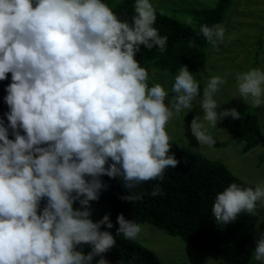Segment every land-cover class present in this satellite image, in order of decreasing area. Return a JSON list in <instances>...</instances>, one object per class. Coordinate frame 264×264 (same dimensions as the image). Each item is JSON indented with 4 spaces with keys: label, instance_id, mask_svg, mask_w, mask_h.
Masks as SVG:
<instances>
[{
    "label": "clouds",
    "instance_id": "obj_1",
    "mask_svg": "<svg viewBox=\"0 0 264 264\" xmlns=\"http://www.w3.org/2000/svg\"><path fill=\"white\" fill-rule=\"evenodd\" d=\"M134 13L129 23L103 0H0V81L9 73L12 81L4 98L8 123L0 119V264H93L96 257V264H109L104 254L116 240L102 228L114 225L110 215L95 222L90 211L108 187L101 177H120L131 190L162 181L165 170L179 164L169 155L166 125L192 109L200 85L180 67L170 106L163 86H148L149 73L136 55L141 46L164 53L168 38L153 27L150 0H135ZM197 35L215 47L225 28L201 25ZM236 81L241 97L251 96L259 107L264 71L239 73ZM223 83L212 77L203 89L200 107L211 127L226 117L241 119L235 108L217 111L213 97ZM190 129L200 145L216 143L199 115ZM161 194L159 185L151 193ZM258 201H264V186L232 183L217 195L212 215L227 225L241 213L255 216ZM117 223V236L134 241L141 232L122 213ZM253 258L264 264V234Z\"/></svg>",
    "mask_w": 264,
    "mask_h": 264
},
{
    "label": "trees",
    "instance_id": "obj_2",
    "mask_svg": "<svg viewBox=\"0 0 264 264\" xmlns=\"http://www.w3.org/2000/svg\"><path fill=\"white\" fill-rule=\"evenodd\" d=\"M231 1L217 0L210 8L189 9L188 13L196 20L195 26L155 10L156 21L153 27L160 36H167L166 51L161 53L158 46L151 50L141 46L136 59L140 65L145 64L144 66L155 70L157 74L178 73V69L184 65L193 75L196 74L202 66L205 49L209 46L203 35H197L200 26L220 24ZM103 2L113 9L119 20L131 23L135 14V0H121L114 5L109 0ZM192 40H195V47H189ZM11 82V73L6 80L0 81V119L5 124L8 123L5 113L9 111V107L4 98L7 95L6 88ZM199 85L202 95L203 87L200 83ZM148 86L151 87L149 80ZM224 124L226 131L237 143H243L244 152L255 146L264 148V135L256 115L246 114L240 121H225ZM21 134H24L22 130ZM9 138L14 139V136L10 134ZM170 146L169 155L174 154L179 164L176 168H167L162 181L150 180L128 190L120 177H101L108 187L101 190L99 200L92 201V206H108L103 217L110 215L114 227H103L102 230L110 231L116 240L115 246L104 254V258L109 264H129L133 257L136 258L133 264H159L156 254L150 249L135 240L125 239L122 234L116 235L119 227L117 217L122 213L127 220L134 223L146 221L170 235L180 236L184 242L214 254L222 264H247L248 256L243 248L244 243L239 238L247 236L255 228L257 215L241 213L236 221L227 225L217 224L212 215L217 195L232 183L243 187V182L222 161L208 158L193 147L173 139H170ZM157 185L162 189V194L152 196L151 193ZM137 194H141L142 199H122L124 196ZM45 202L46 199L41 202V207ZM79 207L76 202L74 208ZM81 248L85 253L90 251L87 245ZM99 258L96 257L93 264Z\"/></svg>",
    "mask_w": 264,
    "mask_h": 264
},
{
    "label": "rangeland",
    "instance_id": "obj_3",
    "mask_svg": "<svg viewBox=\"0 0 264 264\" xmlns=\"http://www.w3.org/2000/svg\"><path fill=\"white\" fill-rule=\"evenodd\" d=\"M109 1L114 5L121 0ZM216 1L150 0L156 11L184 23H188L191 19V26L196 25V20L188 13V10L210 8ZM220 24L225 28L223 42L215 47L209 44L205 49L202 66L193 76L199 80L203 89L212 77H221L224 83L219 86V91L213 97L219 106L217 111L235 108L241 114V119L226 117L219 120L216 127H211L203 118L204 113L200 107L203 100L202 94L193 100L191 110H184L179 116L174 115L169 120L166 131L170 139L189 145L208 158L226 163L235 176L243 182V188L255 189L258 185L264 186V148L255 146L244 152L243 143H237L226 131L224 122L234 123L242 120L246 114L256 115L264 135V96L261 98V105L253 107L252 97L249 96L247 100L241 97L236 81L239 73L252 69L264 71V0H232ZM144 65L141 66L149 73L151 87L158 83L169 93L165 103L170 106L174 96L171 88L174 77L178 73L161 75ZM197 115L200 117L204 130L216 141L211 147L200 145L192 135L190 124ZM107 209L106 204L94 207L91 204L90 211L94 221L101 220ZM256 215L255 228L247 236L239 238L244 243L243 248L248 256L247 264H261L254 260L253 251L256 240L264 234V201L257 202ZM136 224L141 227V232L135 241L154 252L159 264H222L214 254L184 242L180 236L170 235L146 221Z\"/></svg>",
    "mask_w": 264,
    "mask_h": 264
}]
</instances>
